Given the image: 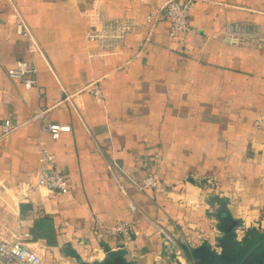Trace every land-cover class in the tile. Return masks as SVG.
<instances>
[{
    "label": "crops",
    "instance_id": "1",
    "mask_svg": "<svg viewBox=\"0 0 264 264\" xmlns=\"http://www.w3.org/2000/svg\"><path fill=\"white\" fill-rule=\"evenodd\" d=\"M167 1L0 0V229L43 264H240L264 234V0H194L184 41ZM111 18L135 24L104 48L90 34ZM234 23L256 36L229 42ZM20 59L37 68L31 88L8 75ZM51 121L71 130L53 140ZM40 147L69 190L22 197ZM149 173L158 183L141 189ZM118 221L129 241L104 233Z\"/></svg>",
    "mask_w": 264,
    "mask_h": 264
},
{
    "label": "built area",
    "instance_id": "2",
    "mask_svg": "<svg viewBox=\"0 0 264 264\" xmlns=\"http://www.w3.org/2000/svg\"><path fill=\"white\" fill-rule=\"evenodd\" d=\"M194 0H168L163 8L169 18L170 29L169 34L173 37L177 32L182 35L181 40L184 41L187 34L191 31L190 9ZM153 14L147 15L146 20L157 18ZM135 22L123 18L107 19L101 27L94 33L90 34L91 38L98 40L101 47L114 48L119 46L126 38L127 34L132 30ZM16 32L26 36L31 42L38 46V42L28 22L21 15L16 21ZM256 36V33L247 28L246 25L234 23L228 26L226 30V38L229 42H242L246 37ZM146 45V41L143 46ZM45 58V55L42 54ZM46 59V58H45ZM29 72L37 73L35 64H29L28 61L20 59L16 65L8 69V75L11 78H18L24 81L27 88H31L37 84V78H26ZM92 91L95 95H101L100 86H93ZM35 118H46V110L40 109L35 115ZM262 121L260 117L256 121V125ZM13 124L9 119H6L1 127V136L10 134L13 130ZM46 132L53 140L61 137L62 133L69 132L71 126L60 124L58 122H49L44 126ZM57 155L47 147L39 148L40 167L34 173L35 182L32 184H22L20 194L22 197L27 196L35 186H43L52 192L65 193L69 190V180L67 176L60 172L56 167ZM198 180V176H193ZM158 178L154 174H147L140 185L141 189L153 188L157 185ZM105 234L110 236L120 235L122 238L129 241L132 238L133 224L127 221H118L113 225L102 227ZM169 241H173L172 237L161 230ZM0 264H43L42 256L33 248L28 246L22 239L20 234H10L5 237V232H0Z\"/></svg>",
    "mask_w": 264,
    "mask_h": 264
},
{
    "label": "trees",
    "instance_id": "3",
    "mask_svg": "<svg viewBox=\"0 0 264 264\" xmlns=\"http://www.w3.org/2000/svg\"><path fill=\"white\" fill-rule=\"evenodd\" d=\"M227 217H221V220H226ZM264 238V234L254 239L252 243L246 246V248H242V250H239L238 257L242 258L251 248L252 245L257 244L260 242L261 239ZM227 261H224L223 264H227ZM116 264H120V262H117ZM244 264H264V240L260 242L256 248L252 251L250 256L246 259Z\"/></svg>",
    "mask_w": 264,
    "mask_h": 264
},
{
    "label": "water",
    "instance_id": "4",
    "mask_svg": "<svg viewBox=\"0 0 264 264\" xmlns=\"http://www.w3.org/2000/svg\"><path fill=\"white\" fill-rule=\"evenodd\" d=\"M263 240H264V238L261 239L260 242H262ZM260 242H259V243H260ZM256 246H257V245H254V246H252V247L250 248V250L248 251V253L246 254V256H244V258L241 260L240 264H243V263H244L245 259H246V258L252 253V251L256 248Z\"/></svg>",
    "mask_w": 264,
    "mask_h": 264
},
{
    "label": "rangeland",
    "instance_id": "5",
    "mask_svg": "<svg viewBox=\"0 0 264 264\" xmlns=\"http://www.w3.org/2000/svg\"><path fill=\"white\" fill-rule=\"evenodd\" d=\"M0 232H2L1 229H0Z\"/></svg>",
    "mask_w": 264,
    "mask_h": 264
}]
</instances>
